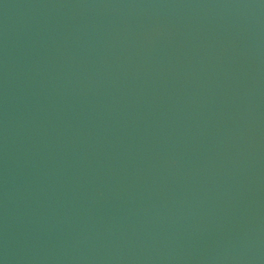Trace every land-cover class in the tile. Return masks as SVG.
Returning <instances> with one entry per match:
<instances>
[{"label": "water", "instance_id": "95a60500", "mask_svg": "<svg viewBox=\"0 0 264 264\" xmlns=\"http://www.w3.org/2000/svg\"><path fill=\"white\" fill-rule=\"evenodd\" d=\"M0 264H264V0H0Z\"/></svg>", "mask_w": 264, "mask_h": 264}]
</instances>
